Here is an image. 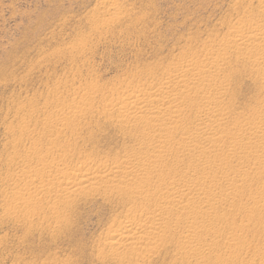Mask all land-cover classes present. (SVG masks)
<instances>
[{
	"label": "rangeland",
	"instance_id": "374dc122",
	"mask_svg": "<svg viewBox=\"0 0 264 264\" xmlns=\"http://www.w3.org/2000/svg\"><path fill=\"white\" fill-rule=\"evenodd\" d=\"M250 11H258L257 0H0V264H120L105 246L107 232L141 216L159 189L143 201L139 191L129 198L117 190H93L57 207L43 195L25 220L21 210H8L14 199L3 191L15 183L8 176L18 172L33 147L38 160L69 169L84 164L108 169L132 156L139 133L117 119L112 108L117 97L157 82L185 49L201 52L229 38V27ZM231 84L238 93L224 100L230 123L264 114L254 112L264 104L261 83L243 77ZM75 105L83 110L78 107L69 127L45 126L46 117L61 119ZM186 153L159 163V172L184 171ZM263 163L245 164L246 175L239 176L234 172L242 165L233 160L231 176L247 183L232 195L234 206L225 208L234 218L220 224L230 232L219 238L216 250L201 254L209 262L251 264L264 253L256 219L241 218L242 212H255L254 200L264 204V194H256L264 176H251ZM221 175L213 172L209 180ZM249 190L254 199L241 197ZM255 213L264 216V206ZM169 250L144 264H195L194 258L181 262L177 251Z\"/></svg>",
	"mask_w": 264,
	"mask_h": 264
},
{
	"label": "bare ground",
	"instance_id": "6f19581e",
	"mask_svg": "<svg viewBox=\"0 0 264 264\" xmlns=\"http://www.w3.org/2000/svg\"><path fill=\"white\" fill-rule=\"evenodd\" d=\"M257 9L229 27V38L201 52L185 49L173 66L161 71L157 82H148L139 90L117 97L119 102L112 104L117 119L139 133V148L132 156L108 169L90 170L86 164L69 169L59 162L38 160L37 148L33 147L20 161L18 172L8 176L15 181L3 191L14 199L8 210H21L27 220L34 214L31 207L38 202L37 197L43 195H48L49 204L57 207L93 190H117L129 198L139 191L143 201L152 189H159L150 207L140 209L141 216L133 215L107 232L105 246L112 259L120 264H144L158 257L160 251L167 253L174 248L181 262L190 263L194 258L195 264H213L201 254L216 250L219 238L230 232L220 224L234 218L227 215L225 208L234 206L232 195L247 183L231 176V164L236 160L242 165L234 172L242 176L246 175L245 164L264 162V114L230 123L225 118L229 108L224 102L238 93L231 82H240L243 77L254 85L261 83L264 89V0H257ZM78 107L70 106L69 111L62 112L61 119L49 114L45 126L66 128L80 112ZM260 110L264 111V104L254 112L260 115ZM56 113L52 112L54 116ZM178 132L180 139L174 142ZM185 152L188 166L184 171L173 168L168 173L159 172V163ZM225 154L227 157L219 161ZM213 172L222 175L218 180H209ZM252 173V179L264 176V163ZM153 175L157 180L152 182ZM220 186L222 192L215 193ZM256 194H264V184ZM244 196L254 199L251 190L241 195ZM253 203L255 212L264 206L262 201ZM255 212H242L241 218L248 222L256 219L264 233V216ZM201 231L203 236L198 235ZM261 254L260 260L251 264H262L264 253Z\"/></svg>",
	"mask_w": 264,
	"mask_h": 264
}]
</instances>
